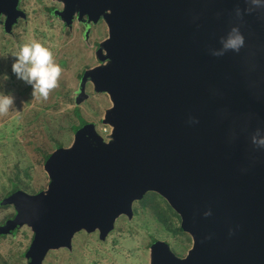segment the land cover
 I'll list each match as a JSON object with an SVG mask.
<instances>
[{"label":"water","instance_id":"obj_1","mask_svg":"<svg viewBox=\"0 0 264 264\" xmlns=\"http://www.w3.org/2000/svg\"><path fill=\"white\" fill-rule=\"evenodd\" d=\"M63 1L67 24L77 11L107 25L98 57L109 64L83 77L110 96L112 140L78 127L73 146L47 159V193L4 199L17 212L0 236L31 226L25 254L42 264L80 230L105 239L154 192L192 247L179 257L156 241L151 264H264V146L254 142L264 139V0ZM17 3L0 0L6 31ZM233 29L238 51L224 48Z\"/></svg>","mask_w":264,"mask_h":264},{"label":"rangeland","instance_id":"obj_2","mask_svg":"<svg viewBox=\"0 0 264 264\" xmlns=\"http://www.w3.org/2000/svg\"><path fill=\"white\" fill-rule=\"evenodd\" d=\"M17 7L21 14L10 32L4 31V16L0 17V94L13 100L9 111L0 114V201L14 187L15 193L29 196L47 193L51 183L47 159L57 149L73 146L76 127L82 121L93 124L105 142L112 140L116 124L109 113L110 96L96 91L93 81L83 77L89 70L109 64L98 57L99 51L106 54L102 47L108 38L104 19L91 23L86 17L79 18L76 11L66 25L60 15L63 0H19ZM33 41L49 49L53 62L61 68L57 86L47 99L34 95L33 85L12 71L14 55ZM132 208L131 216H117L105 239H100L98 230H80L69 247L50 249L42 264H151L156 241L166 242L179 257L189 252L191 237L180 229V218L161 196L147 192L133 201ZM16 212L15 202L0 206V225ZM156 212L164 214V222ZM33 234V228L23 224L0 236V264H28L25 252Z\"/></svg>","mask_w":264,"mask_h":264},{"label":"clouds","instance_id":"obj_3","mask_svg":"<svg viewBox=\"0 0 264 264\" xmlns=\"http://www.w3.org/2000/svg\"><path fill=\"white\" fill-rule=\"evenodd\" d=\"M233 33L224 42V48L238 51L244 40L235 29ZM14 56L17 59L12 65V71L19 79L33 85L34 95L38 94L43 99H47L49 91L57 86V79L61 74V68L53 62L49 49L33 41L22 45ZM4 78L7 79V76ZM12 104L13 100L10 96L0 94V114H6ZM254 142L264 146V139Z\"/></svg>","mask_w":264,"mask_h":264},{"label":"trees","instance_id":"obj_4","mask_svg":"<svg viewBox=\"0 0 264 264\" xmlns=\"http://www.w3.org/2000/svg\"><path fill=\"white\" fill-rule=\"evenodd\" d=\"M83 123H85V122L82 121L81 124H83ZM77 128H78V127H76V130H77ZM16 190H17V188L14 187L13 190L11 191V193L6 197V199H7L10 195H12V193H14ZM150 193L156 195V193H154V192H150ZM144 196H145V195H144ZM157 199H158V198H157ZM3 201H4V200L0 201V206H4V205L9 204V203H3ZM162 201H163V200H162ZM166 205H167V204H166ZM167 207H168V206H167ZM153 209L156 211L155 208H153ZM168 209H169V207H168ZM169 210H170V209H169ZM170 211H171V210H170ZM156 213H157L159 219H160L162 222H164V221H165L164 214L161 213V212H156ZM176 216L179 218V216H178L177 214H176ZM4 235H6V234H3V235H1V236H4Z\"/></svg>","mask_w":264,"mask_h":264},{"label":"flooded vegetation","instance_id":"obj_5","mask_svg":"<svg viewBox=\"0 0 264 264\" xmlns=\"http://www.w3.org/2000/svg\"><path fill=\"white\" fill-rule=\"evenodd\" d=\"M18 1H19V0H18ZM17 8H18V7H17ZM74 14H75V13H74ZM2 15L4 16V14L1 13V14H0V17H1ZM77 15H79V14L77 13ZM82 16H83V17H86V18L88 19V21L91 22V23H97V22L101 19V18H99V20H97V21H93L92 19L88 18V16L85 15V14H83ZM82 16H80L79 18H81ZM73 18H74V15H73ZM73 18H72L71 22L73 21ZM17 20H18V19H17ZM17 20H16V22H17ZM2 21H3L2 25H3V28H4L5 16L3 17V20H2ZM64 21H65V20H64ZM16 22L13 24V26L16 24ZM71 22H70L69 24H67V22H65V23H66V25H70ZM13 26H12V27H13ZM12 27H11V29H10L9 31H6L5 29H4V31H6V32H10V31L12 30ZM170 249H171V248H170Z\"/></svg>","mask_w":264,"mask_h":264}]
</instances>
